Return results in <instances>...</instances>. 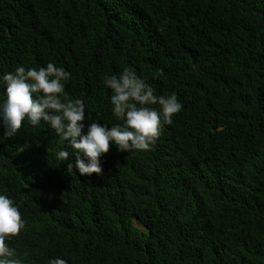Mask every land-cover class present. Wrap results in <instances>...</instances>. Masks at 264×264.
<instances>
[{
    "label": "trees",
    "instance_id": "1",
    "mask_svg": "<svg viewBox=\"0 0 264 264\" xmlns=\"http://www.w3.org/2000/svg\"><path fill=\"white\" fill-rule=\"evenodd\" d=\"M48 62L85 123L118 122L103 78L125 67L183 109L149 151L110 144L101 174L68 173L44 122L0 143L23 264H264V0H0V75Z\"/></svg>",
    "mask_w": 264,
    "mask_h": 264
},
{
    "label": "clouds",
    "instance_id": "2",
    "mask_svg": "<svg viewBox=\"0 0 264 264\" xmlns=\"http://www.w3.org/2000/svg\"><path fill=\"white\" fill-rule=\"evenodd\" d=\"M163 75V69L152 73L153 78ZM71 73L64 67L48 62L46 67L17 66L0 75L4 97L0 99V126L3 135L0 143L14 137L22 122L36 128L44 122L54 131L59 147L55 157L61 162L74 156V164L67 163V172L73 167L80 175L102 173L101 156L109 151L110 144L122 152L149 151L160 138L166 125L182 111L183 104L175 93L157 95L151 85L132 67L119 74L106 75L103 83L110 89L109 102L112 117L117 123H103L87 115L83 99L67 98L65 84ZM68 149H71V153ZM24 150L23 145L17 151ZM26 227L15 200L0 193V264H23L17 250L7 241L19 237ZM27 256V253H24ZM48 264H68L62 257L52 258Z\"/></svg>",
    "mask_w": 264,
    "mask_h": 264
},
{
    "label": "rangeland",
    "instance_id": "3",
    "mask_svg": "<svg viewBox=\"0 0 264 264\" xmlns=\"http://www.w3.org/2000/svg\"><path fill=\"white\" fill-rule=\"evenodd\" d=\"M135 224H137V220H134ZM142 229H145L143 226H140Z\"/></svg>",
    "mask_w": 264,
    "mask_h": 264
}]
</instances>
